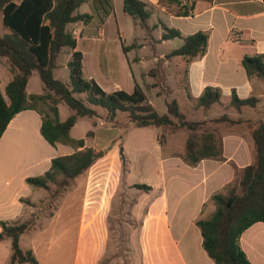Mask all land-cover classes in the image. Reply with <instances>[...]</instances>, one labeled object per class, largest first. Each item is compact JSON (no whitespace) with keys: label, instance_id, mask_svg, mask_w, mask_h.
Listing matches in <instances>:
<instances>
[{"label":"crops","instance_id":"crops-1","mask_svg":"<svg viewBox=\"0 0 264 264\" xmlns=\"http://www.w3.org/2000/svg\"><path fill=\"white\" fill-rule=\"evenodd\" d=\"M142 1L148 4L151 12L148 20L150 33L144 30L138 21H135L134 25L140 31V36L135 35L129 42L119 30V41L115 42L114 47L117 53H120V49L124 53L125 60L120 59L121 66L116 64L117 61L115 62L112 53L114 48H110L102 41L103 39L100 40L94 36L84 40V34H81V39L89 42L88 46L80 49L84 53L85 77L96 81L107 93L116 91L133 93L136 84H139L146 93L148 101L160 115L167 114V105L176 100L188 121L208 122V125H212V129L218 132L223 142L222 159H205L197 166H189L183 160L186 154L188 132L184 129H170L167 143L163 146L158 142V136L165 129L155 128L156 150L160 157L159 177H157V183H144L152 188L148 193L145 192L151 200L139 199L133 206L132 218L135 223H139V229H133V233L135 231L137 233L131 237L129 235L130 241L135 243L129 248L112 247L109 244L112 238L111 232H113L112 229L110 230V219L108 218L111 212L105 207L110 204L111 199L102 198L94 203L92 201L93 178L91 175L97 171L96 160V163L84 175L76 179L69 188L68 196L63 200L64 208L59 209L50 217L44 212L39 213L36 216L38 224L35 229L22 236L21 248L24 251H33L38 264H50L53 260L54 241L50 235L56 232L55 225L63 214L67 212L75 214L78 202L76 198H72L75 196L80 197L83 208L81 219L85 220V224L88 220L87 226L91 227L94 220H101L100 217L102 218L104 214L107 216L102 223L98 224L85 244L80 243L78 248V243L74 242L72 264H101L104 260L112 264L111 262L118 261V257L113 258L112 256L128 253L131 254L136 264H216L203 247V237L196 222L214 213L215 206L211 197L218 192H223L256 159V146L252 131L255 125L264 122V114H261L259 118L255 117L251 114L253 112H247V108L239 113L230 108V103L234 93L241 99L255 96L260 99V103L256 108H250L251 111L264 113V110L260 108L264 100V81H251L242 65L246 56L264 55V0H213L212 2L200 0L195 4L194 13L188 17H177L170 14L160 5V0ZM184 1L190 4L193 2V0ZM113 2L115 3V0ZM120 8L124 13V0H120ZM93 16L92 22L97 17H104L105 22L108 23L112 16H117L116 5L114 4V12L107 17L102 10L97 12V17ZM106 23H103V26ZM162 23L168 28L180 31L183 37L198 32L208 33L206 55L192 62H187L182 57L168 59L167 56L181 48L184 41L181 38L163 41ZM103 26H100L101 35L105 34ZM145 32H147V40L143 39ZM137 37L143 39L138 46L134 44ZM123 45L131 47L127 54L123 50ZM165 45L169 47L168 51L160 52L161 47ZM2 61L5 62L4 65ZM145 63L150 64L144 67ZM156 63L158 65L164 63V67L169 72L175 69L176 76L180 71L183 72L186 85L182 89L184 92H180V96L175 90L174 98L162 102L160 93H155L154 99L148 95L147 85L151 88H160L158 84L160 82L157 80L159 69L152 68ZM159 67L164 75L165 68ZM152 71H155V74L152 75ZM145 74L148 75L146 78L149 80L146 82L147 85L142 80ZM33 77L27 87L28 94H43L45 87L41 79V82L37 80L35 88L30 90ZM11 80L9 65L5 59H2L0 61V88L4 94ZM209 87L221 90L222 104L210 110L197 108V99ZM64 104H59L62 122L71 115V113L62 111ZM164 109L165 112H159ZM223 116H228L234 121L242 120V122L236 124L212 122ZM81 119L83 118L79 121ZM77 124L71 131L75 139H78L74 135ZM131 126L134 125L130 124L129 128ZM41 128L42 116L37 111L26 110L10 122L0 141V224L1 222L23 223L36 215L37 211L42 209L41 204L48 202L46 201L48 196H45L43 192L50 191L45 188L31 187L27 180L45 175L51 169L53 159L77 152L72 147L61 143L51 145L43 137ZM85 142L87 148L97 149L89 145L87 136ZM101 171L103 174H108L107 169L102 168ZM122 181L121 178L120 182H117L119 184L116 183L115 191L120 190V186L123 187ZM157 193H161V197L152 198ZM65 201L68 204L67 211ZM158 203L161 205V220L166 240L159 244L157 237H154L156 240L153 239V246L148 243V247H141L139 241L135 242V238L138 236L140 238L141 231L147 227L146 220L149 218L151 208ZM97 206L99 210L94 209ZM142 210L144 216L142 225H140ZM73 221H76V216ZM96 240H100V246ZM24 241H26V248L22 247ZM241 247L252 264H264V223H257L244 232L241 237ZM64 253L67 257L69 251L66 249ZM57 254L59 255V251ZM11 255V241L6 239L0 242V264H8Z\"/></svg>","mask_w":264,"mask_h":264},{"label":"trees","instance_id":"trees-1","mask_svg":"<svg viewBox=\"0 0 264 264\" xmlns=\"http://www.w3.org/2000/svg\"><path fill=\"white\" fill-rule=\"evenodd\" d=\"M184 0H160V5L177 17H188L194 13L195 4ZM212 2L213 0H201ZM87 3H93L109 16L114 12L113 0H0V13L3 25L10 33L0 37V61L5 59L12 74V80L4 94L0 88V141L10 122L21 112L37 111L42 116L41 132L53 146L61 143L77 150L76 153L53 159L51 169L43 176L29 178L31 187L51 191L57 186L60 195L84 175L97 160L94 148H87L85 139H75L71 131L80 118H99L97 108L104 109L109 122L116 123L119 114H128L129 121L136 128L184 129L189 133L184 162L197 166L205 159L221 160L223 156L222 138L216 130L210 129L208 122H191L181 111L176 100L167 105L168 113L160 115L139 84L135 91H116L107 93L94 80L84 74V53L78 48L80 37L68 30L70 24H90L91 14L78 10ZM124 13L138 21L150 33L148 20L151 12L142 0H124ZM102 21H105L102 17ZM164 30L163 41L183 39L181 48L174 50L168 59L182 57L192 62L204 57L208 50L209 34L198 32L183 37L181 32L161 24ZM64 49L72 51L69 63L70 83L57 79L54 70ZM131 47L123 45L125 54ZM242 65L251 81H264V55L246 56ZM37 72L44 84L45 93L27 92L29 81ZM151 74H155L152 71ZM87 95L85 102L81 97ZM222 92L218 88H207L197 99L196 107L210 110L222 104ZM65 103L72 111L70 117L62 122L59 104ZM260 103L257 97L241 99L233 94L230 108L241 113L245 108H256ZM176 120V121H175ZM214 123L242 122L223 116ZM92 135V132L88 133ZM252 136L256 146L255 162L246 167L239 183V190L231 188L211 197L214 213L201 218L196 225L203 237V247L216 264H252L241 247V237L245 231L257 223H264V122L254 126ZM162 144V143H161ZM80 150V151H79ZM135 188L149 192L146 184H136ZM38 218L34 215L28 221L12 224L1 222L0 242L11 241L12 255L8 264H38L33 251H24L20 241L22 236L35 229Z\"/></svg>","mask_w":264,"mask_h":264},{"label":"rangeland","instance_id":"rangeland-1","mask_svg":"<svg viewBox=\"0 0 264 264\" xmlns=\"http://www.w3.org/2000/svg\"><path fill=\"white\" fill-rule=\"evenodd\" d=\"M117 16H112V18L106 23L102 21V17H97V8L93 3L84 4L79 10V13L82 14H91L96 15L97 19L89 25H85L83 23L78 24H70L68 26V30L72 32L75 36L80 37L81 34H84L85 39H91V37H98L100 40L106 43L110 48L113 49L114 59L118 66L120 65V59L124 58L123 52L120 49V53H117L114 45L115 42L119 41V30L123 33V37L129 42L132 41L135 35L139 34V30L134 25V20L131 16L123 13L120 8V0H115ZM103 23H106L103 26ZM104 27L105 34L101 35V28ZM120 28V29H119ZM10 31L4 27L3 25V15L0 13V37H3L9 34ZM140 36V34L138 35ZM148 39L147 32H145V38ZM141 37H137L135 39V45L138 46L140 42L143 40ZM124 41V39H122ZM89 42L80 40L79 49H83L86 45L88 46ZM121 48V45H120ZM168 46H162L160 52H167ZM99 49V48H98ZM148 52V51H147ZM145 52V54L147 53ZM140 56L139 54H137ZM72 60V51L70 49H64V51L60 54L58 59V67L54 70L55 77L66 84L70 83L71 78V70L69 67V63ZM125 60V58H124ZM4 61L2 64L4 65ZM150 63H145L144 67H148ZM159 66H162L164 69L165 64L161 63L158 65L156 63L152 68L157 67L158 71V83L160 88H151L146 84L148 78L144 75L142 80L145 83L148 95L154 99L155 93H160V99L162 102H167L171 98L175 97V90L177 94L180 96V92H184L182 89L185 88V80L183 72L176 76L175 69L173 71H167L165 68V74L163 75ZM173 64V68H174ZM33 79L30 84V90L32 91L35 88V84L37 80L40 81L39 74L37 72L34 73ZM151 81V79H150ZM180 89V90H179ZM45 93V92H44ZM85 102L87 101V95L79 96ZM261 110H264V100L262 105L260 106ZM99 118L90 119L83 118L79 121L74 130V135L78 139H86L88 138V142L90 146L96 147L97 152V166L95 172L91 175L92 180V192L91 197L93 203L95 201H100L102 198L111 199L110 204H108L105 209L109 210L111 213L108 215L110 219V230L112 229L110 238V245L112 247H125L129 248L130 245H134V241H130L129 235H134L137 233H133V229H139V223H135L132 218V209L137 200H146L150 201L151 197L147 196L145 191L139 190L135 188L136 184L139 183H157V177H159L160 170V157L157 153L155 128H136L135 126H130V121L128 114H119L116 118V123L109 122L107 112L102 108H97ZM247 112L251 113L255 117H260L261 114L264 113H256L255 111H251L252 109L247 108ZM62 111L71 113L70 109L66 104L63 105ZM161 111H166L160 110ZM250 113H248L249 115ZM212 129V125L208 126ZM129 128V129H127ZM163 133L158 136V142L162 143L163 146L167 143L168 132L169 130H175L173 128L166 127ZM92 130V131H91ZM92 132V135L87 134L88 132ZM189 134V133H188ZM178 142V141H177ZM107 169L108 174H103L101 169ZM122 178L123 187H119L120 190H116V183L120 182ZM119 180V181H118ZM241 180V176L237 177L236 180L228 185L224 191L227 192L231 188H237L239 190V183ZM119 184V183H117ZM57 190L56 185H52V189L50 192H43L46 198V201L41 204L42 209L37 211L36 215L39 213H45L50 217L59 209H63V200L68 196V190H65L60 195H57L55 192ZM148 193V192H147ZM150 194V193H149ZM78 195V194H77ZM160 198L161 193H157L152 198ZM78 200L77 206L75 209V214L68 212L63 214L62 218L57 221L55 225V233L50 235L53 237L54 241V249L55 255L53 256V260H51L50 264H72L73 255L72 250L74 248V242L78 243V248L80 243H86L89 240L92 232L96 230L99 223H102V220H105L106 214L103 215L101 220H94V224L89 227L88 220L81 219V211L82 206L80 203V197L75 196L72 197ZM50 200V202H49ZM68 210V204L65 201ZM97 204H99L97 202ZM120 204V206H117ZM161 205L159 203L151 208L149 218L147 221V227L143 229L140 233V238H135V242L139 241L141 247H148L150 243L152 246L154 237H157V242H163L166 240L164 234L163 221L161 220ZM94 209L99 210V206L94 207ZM104 209V210H105ZM70 215V216H69ZM74 216H76V221H73ZM144 211L142 210L141 215V224L143 222ZM162 235V236H161ZM49 236V237H50ZM156 240V239H155ZM101 245L100 240H96ZM133 243V244H132ZM22 247L26 248V241L22 243ZM69 251L67 257L65 255V250ZM59 251V255L57 254ZM66 257V258H65ZM113 258L118 257V261L116 263L111 262L112 264H136L133 261L131 254H119L116 256H112ZM112 261V258H110ZM138 263V261H137ZM101 264H108V260H104Z\"/></svg>","mask_w":264,"mask_h":264}]
</instances>
